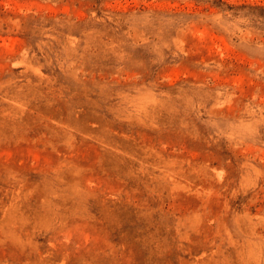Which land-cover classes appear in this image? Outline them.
I'll return each mask as SVG.
<instances>
[{
  "label": "rangeland",
  "instance_id": "374dc122",
  "mask_svg": "<svg viewBox=\"0 0 264 264\" xmlns=\"http://www.w3.org/2000/svg\"><path fill=\"white\" fill-rule=\"evenodd\" d=\"M0 264H264V0H0Z\"/></svg>",
  "mask_w": 264,
  "mask_h": 264
}]
</instances>
